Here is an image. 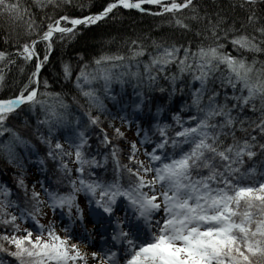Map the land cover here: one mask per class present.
Here are the masks:
<instances>
[{
  "label": "snow or ice",
  "instance_id": "6c2138e0",
  "mask_svg": "<svg viewBox=\"0 0 264 264\" xmlns=\"http://www.w3.org/2000/svg\"><path fill=\"white\" fill-rule=\"evenodd\" d=\"M119 9L167 17L161 23L179 35L154 36L149 45L128 39L126 51H100L76 70L63 49L99 22L118 19ZM0 19L7 25L0 87L11 76L14 89L0 95V138L7 136L0 155L18 169L15 197L0 184V264H264V0H104L95 11L82 0H0ZM57 45L58 75L83 100L71 97L83 110L74 120L66 94L41 80ZM114 82L132 83V97ZM93 83L102 84L114 116ZM178 91L184 100L174 110ZM37 107L32 131L46 150L28 154L45 169L51 162L56 187L47 179L29 187L16 148L31 149V141L6 127L13 115L29 127L25 113L36 115ZM121 125L134 127L135 137ZM67 126L62 142L58 130ZM93 127L97 155L87 134ZM99 145L110 146L103 156ZM93 166H103L105 178ZM49 212L66 218L59 230L56 220L42 222ZM87 218L106 234L111 229V243L98 251L80 246L95 230L85 227Z\"/></svg>",
  "mask_w": 264,
  "mask_h": 264
},
{
  "label": "trees",
  "instance_id": "16d2710c",
  "mask_svg": "<svg viewBox=\"0 0 264 264\" xmlns=\"http://www.w3.org/2000/svg\"><path fill=\"white\" fill-rule=\"evenodd\" d=\"M82 2L86 5H88L92 11H95L103 2L104 0H82ZM209 3L212 2V0H208ZM224 3H228V0H223ZM87 10V9H86ZM118 19H105L102 22H99L96 26H93L88 29L85 36L81 37L78 41L70 45L67 49H63V46L57 45L55 51L52 53L51 60L49 63L43 68L41 71V80L44 78H48L49 80V88L48 91L51 92H61L66 94L65 99H67L70 103L69 108V118L70 119H76L77 117H82L83 110L80 109L77 105L71 103V97L75 95L78 99H81V102H83L82 98L79 97V92L76 89V87L73 85L71 80H65L61 76L58 75L59 68L58 65L61 60V51L65 52L64 59H71L73 67L78 70V65L83 63L84 60H90L92 56L99 54L100 51H115L118 47L122 51H126L125 41L131 38L136 39H142L145 45L150 44V40L152 37H163V36H173L179 35V33H176L175 30L166 25L162 24L161 20L166 19L167 17H159V16H149L144 15L136 10H124L119 9L117 13L115 14ZM6 22L3 19H0V32H2L3 28L6 27ZM189 38L192 39V45L195 47L197 40L193 36L192 33L188 34ZM110 38V39H109ZM187 42V41H184ZM2 46V45H0ZM230 45L226 47L225 50L230 49ZM42 50V46H41ZM76 52H82L84 53L83 59L78 60L75 56ZM260 59H264V56H260ZM144 59H147V56L144 57ZM249 59H251V56H249ZM174 65L171 70L174 69ZM31 67L28 66L26 68L24 78H26L27 71H30ZM15 71V70H13ZM72 79H75V73H73ZM134 83V82H133ZM87 86V85H86ZM94 88L100 89V94L102 99H104V95L102 92V84L99 83H93L91 85ZM43 87V85H41ZM113 87L116 89V91L121 92L126 99H130L132 97V83H128L126 85H120L119 83L114 82ZM14 92L13 87L11 86V76L9 77V82L4 87H0V95H9ZM184 97L179 94V91L177 92V96L174 98V110H179V105L183 102ZM105 105L112 110L113 116L115 115V107L112 101L104 99ZM26 115H29V127H25L19 118L18 115H13L8 119L7 126H11L15 128L17 131H19L25 138L31 141V149H26L24 146H17L16 152L18 155L22 158V161L24 163V175L26 178V183L31 187L32 182L34 180H41V179H47L49 183L53 185V187H56L55 181L57 180L58 173L54 174V166L51 165V162H48V167L45 169L44 166H38L37 161L35 160L34 156H31L28 154V152L35 151L37 155H43L45 149V146L40 144L38 139L36 138V135L33 133L32 128L35 126L36 120L39 118L40 110L37 107L36 109V115H30L25 113ZM95 114V113H94ZM170 114V113H169ZM191 114V113H188ZM111 118V117H110ZM86 120V118H83ZM116 123H119L118 120L115 121ZM103 127L107 128V124L103 125ZM121 128L123 131H125L127 138L133 139L136 135L135 128H127L126 126L121 125ZM71 126L60 127L58 130L57 138L61 139L63 142L64 136L71 133ZM109 134H111V129H107ZM99 132V129L93 127L91 131H89L87 134L90 138V145H91V154L97 155V148H98V141H97V134ZM45 134L46 130H45ZM2 139H7V136L0 138V142H2ZM117 143L120 144L121 148H124L126 151V144L124 141H117ZM99 148L101 151H99V156H103L105 151H108L109 148H104L102 145H99ZM121 162H123L126 157L121 156L120 157ZM70 165L74 168L75 165L71 163ZM111 169H112V163L111 160L107 162V170H108V176L106 178H111ZM18 171V169H15L11 164H9L6 159L0 155V184H5L13 189V197H15L17 189L15 185V177L13 175L14 172ZM91 171H94L98 177L105 178V168L99 167L96 168L93 166ZM75 176V173L72 174ZM87 178V176H86ZM47 186V184L45 185ZM39 187V185H37ZM59 189L61 191H68V186L61 182L59 185ZM22 227V223H21ZM23 228V227H22Z\"/></svg>",
  "mask_w": 264,
  "mask_h": 264
},
{
  "label": "rangeland",
  "instance_id": "374dc122",
  "mask_svg": "<svg viewBox=\"0 0 264 264\" xmlns=\"http://www.w3.org/2000/svg\"><path fill=\"white\" fill-rule=\"evenodd\" d=\"M135 137V136H134ZM75 173V172H74ZM76 175V174H75ZM79 197H78V202H80L81 203V206L82 207H84V205H85V198H84V195L81 193V195L79 194L78 195ZM48 219H53V220H56L57 221V229L59 230V228L60 227H62V223L61 222H64V221H62L60 218H59V216H57V215H53V213L52 212H49L48 213V216L47 217H44V223H47V220ZM84 225H85V227L86 228H88V226H90L89 224H88V220L86 219L85 221H84ZM28 225L26 224V223H22V227H27ZM94 237H96L95 239L96 240H98L99 239V237H97L98 236V234L94 231ZM106 237V236H105ZM83 249V248H82ZM83 250H85V249H83ZM86 251V250H85Z\"/></svg>",
  "mask_w": 264,
  "mask_h": 264
}]
</instances>
